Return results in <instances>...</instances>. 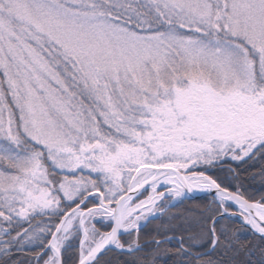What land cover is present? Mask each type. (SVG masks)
Listing matches in <instances>:
<instances>
[{
  "label": "snow or ice",
  "instance_id": "snow-or-ice-1",
  "mask_svg": "<svg viewBox=\"0 0 264 264\" xmlns=\"http://www.w3.org/2000/svg\"><path fill=\"white\" fill-rule=\"evenodd\" d=\"M257 179L264 0H0V264H264Z\"/></svg>",
  "mask_w": 264,
  "mask_h": 264
},
{
  "label": "trees",
  "instance_id": "trees-1",
  "mask_svg": "<svg viewBox=\"0 0 264 264\" xmlns=\"http://www.w3.org/2000/svg\"><path fill=\"white\" fill-rule=\"evenodd\" d=\"M230 166H235L234 164H232L231 162H225L221 167H218L214 170H212V174L216 177H218L221 181L227 183L229 182L230 179V173L228 172V168ZM259 164L256 165V169H258ZM253 169V170H256ZM244 175H247V173H245ZM244 184V187L247 189V194L248 195H255L256 198H259V193L264 192V186L261 185L259 179H257L256 181H250V180H243L242 181ZM204 202V197H200V198H196V199H190L186 202H184L183 204L179 205V208H188V207H192L196 204H200ZM156 223L158 222H153L152 225H150L147 229H145V232L150 233L152 231V229L155 228Z\"/></svg>",
  "mask_w": 264,
  "mask_h": 264
},
{
  "label": "water",
  "instance_id": "water-1",
  "mask_svg": "<svg viewBox=\"0 0 264 264\" xmlns=\"http://www.w3.org/2000/svg\"><path fill=\"white\" fill-rule=\"evenodd\" d=\"M197 198L203 197L202 194H196Z\"/></svg>",
  "mask_w": 264,
  "mask_h": 264
}]
</instances>
